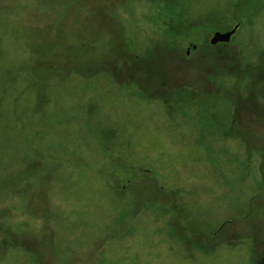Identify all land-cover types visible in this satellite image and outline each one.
Masks as SVG:
<instances>
[{
  "label": "rangeland",
  "instance_id": "1",
  "mask_svg": "<svg viewBox=\"0 0 264 264\" xmlns=\"http://www.w3.org/2000/svg\"><path fill=\"white\" fill-rule=\"evenodd\" d=\"M179 1L238 26L231 51L264 62V0ZM160 3L0 0V264L264 254V105L230 129L235 81L150 62ZM162 86L205 92L166 102Z\"/></svg>",
  "mask_w": 264,
  "mask_h": 264
},
{
  "label": "trees",
  "instance_id": "2",
  "mask_svg": "<svg viewBox=\"0 0 264 264\" xmlns=\"http://www.w3.org/2000/svg\"><path fill=\"white\" fill-rule=\"evenodd\" d=\"M158 9L159 14L157 16L161 25L158 28V33H161L160 40H163L164 44H152L148 50L150 62H155L156 59L160 58V55H163L164 63L167 62L174 65L173 69L175 71H195L199 74V78L201 77L200 81L217 78L221 85L227 84V82L228 84H232L234 81L237 82L239 78L237 71L241 68L239 64L245 63L248 60H243L237 53L231 50L225 54V42L210 43L215 34L224 35L226 34L225 32H231L234 27L229 31L230 25L226 26L227 24L223 23L221 16L213 11L198 17H192L183 8L179 0H165V3L158 5ZM189 45L195 46L196 49H191L190 54L186 55L185 48ZM161 51L165 53L160 54ZM163 84L167 85L162 81L161 85ZM162 87L166 88L167 94L161 96L167 99L166 102L172 101V98H176L172 93H175V91L179 96L186 95L193 97L189 99L184 96L185 101L182 100L181 102L186 103L202 97V94L205 92L200 88L193 90L191 87L184 86L175 91L167 90L166 86ZM235 90L236 88H233L234 92ZM184 105L187 104L184 103Z\"/></svg>",
  "mask_w": 264,
  "mask_h": 264
},
{
  "label": "flooded vegetation",
  "instance_id": "3",
  "mask_svg": "<svg viewBox=\"0 0 264 264\" xmlns=\"http://www.w3.org/2000/svg\"><path fill=\"white\" fill-rule=\"evenodd\" d=\"M236 32H237V29L235 33L230 37L229 41L225 42V45H224L225 54H227L228 51L233 49L232 43L234 42L233 38ZM191 49L195 50L196 47L189 45L188 47L185 48V54L186 55L190 54ZM235 53H237L243 60L245 61L248 60V61L245 63L243 62L242 64H239L241 68H239L237 71L238 76H239L236 82L237 84H235L229 91L224 93L226 99L231 101V104L233 105V114H232V120H231L232 126L230 129L238 127L237 114L243 113V112L250 113L251 110H253L250 113L251 116H253L256 113V110L254 111L253 106L256 108L258 107V105H264V62L260 61V59H257V61L259 60L260 63L257 62L256 64H254L251 58H247L245 56L243 57L241 55L242 54L241 51H237ZM201 83H205L207 87L210 85L209 79L207 81L205 79L201 81ZM230 85L232 86V84ZM198 88L200 87H197V88L195 87L194 89L197 90ZM233 88H236L235 92L233 91ZM190 98H193V97H190ZM240 103H241V107H240ZM234 124H237V126L234 127ZM243 127L245 128L244 125ZM256 128L258 127L256 126ZM261 256H257L255 264H264V254Z\"/></svg>",
  "mask_w": 264,
  "mask_h": 264
},
{
  "label": "water",
  "instance_id": "4",
  "mask_svg": "<svg viewBox=\"0 0 264 264\" xmlns=\"http://www.w3.org/2000/svg\"><path fill=\"white\" fill-rule=\"evenodd\" d=\"M237 27H235L231 32L226 33L224 35L215 34L213 38L210 40L211 44H215L217 42H227L229 41L230 37L235 33Z\"/></svg>",
  "mask_w": 264,
  "mask_h": 264
}]
</instances>
